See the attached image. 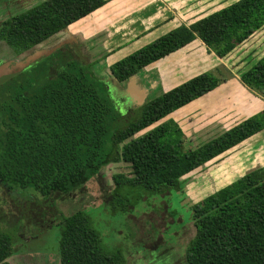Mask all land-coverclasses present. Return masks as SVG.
Wrapping results in <instances>:
<instances>
[{
  "label": "trees",
  "instance_id": "16d2710c",
  "mask_svg": "<svg viewBox=\"0 0 264 264\" xmlns=\"http://www.w3.org/2000/svg\"><path fill=\"white\" fill-rule=\"evenodd\" d=\"M106 3L44 0L3 21L0 42L21 56ZM263 27L264 0H238L168 31L112 64L110 72L118 83H125L197 39L225 58ZM58 52L66 56L59 62L61 70L43 68L40 61L34 64L39 68L35 75L24 70L0 84V189L11 200H24L25 210L42 209L29 225L22 215L10 230L0 228V264H9L7 259L16 252L41 250L31 244L50 229L39 232V218L60 230L55 250L59 264H126L120 251L102 246L87 212L64 216L47 209L81 191L109 164L120 162L129 165L130 176L112 177L115 187L103 205L126 212L152 196L180 193L187 175L264 131V109L195 149L184 148L183 134L172 122L135 137L213 92L219 79L204 72L131 113L124 104L117 112L88 73L93 64H82L66 47ZM240 81L264 98V55ZM102 85L109 94L103 80ZM190 211L195 235L185 249L186 264H264V166L208 195ZM20 227L37 230L32 236L39 238L25 242Z\"/></svg>",
  "mask_w": 264,
  "mask_h": 264
},
{
  "label": "rangeland",
  "instance_id": "374dc122",
  "mask_svg": "<svg viewBox=\"0 0 264 264\" xmlns=\"http://www.w3.org/2000/svg\"><path fill=\"white\" fill-rule=\"evenodd\" d=\"M42 1L0 0V23L10 15L22 13ZM199 1L201 3H198ZM235 1L207 0L209 3L207 4L206 0H198L193 5V12L198 11L194 19L202 18L211 11ZM194 15L191 13V16ZM87 37L92 39L96 36L93 34ZM64 38V35L57 34L18 57L0 42V68L9 61L20 62L32 53L48 50ZM99 38L98 35L96 39L100 40ZM198 42L200 45L193 52L195 57L190 56V51L184 52L181 54L182 63L192 58L193 63L200 64L206 70L205 72L215 74L219 79V86L211 92L212 94L196 100L197 102L180 109L135 137L159 124L172 122L183 134L184 148L195 149L264 109V98L248 89L240 81L241 74L264 55V27L225 58H218L206 47L204 50V45H201V41ZM78 46H67L66 50L89 67L94 62L89 58L86 49ZM59 50L39 64L48 70L54 67L57 71L61 70L59 62L65 61L66 56L63 57ZM98 64L95 62L89 67L88 73L91 72L94 75L93 81L101 88L99 91L103 93L104 98L108 99L111 107L119 112L121 111L117 102L119 94L113 89L109 91V94L105 90L101 79L103 71ZM186 65L183 64L182 67ZM38 70V65H32L25 69V72L33 76ZM186 72L193 74L195 71L184 68L183 73ZM177 79L180 80L181 77L177 75ZM126 110L127 113H131L134 108L127 106ZM263 166L264 131L187 175L184 178L186 181L183 191L180 193L172 191L167 197L152 196L147 200L136 202L133 209L126 212L120 211L118 206L114 210L112 207L103 205L105 198L115 187L112 177L116 174L130 176L129 165L120 162L106 166L81 191L63 197L54 209H47V211L50 210L53 215L58 213L64 216L78 210L87 212L94 228L101 235L102 246L110 251H120L126 258V264H186L185 249L195 235L190 207L246 173ZM23 202L24 200L18 202L11 200L0 189L1 229L10 230L22 215L25 216V224L29 225L30 222L37 220L39 216L36 214L42 209L35 208L34 212L25 210L22 206ZM52 214L48 217H52ZM48 217L46 220L49 219ZM39 220L40 218L38 222ZM26 231L23 229L20 233ZM59 233L58 227H52L40 241L31 245L37 249L43 248L46 252H54L57 249ZM19 248V244L16 243L14 249L18 251ZM7 262L9 264H51L46 257H19L17 252L9 257Z\"/></svg>",
  "mask_w": 264,
  "mask_h": 264
},
{
  "label": "crops",
  "instance_id": "0c3cea01",
  "mask_svg": "<svg viewBox=\"0 0 264 264\" xmlns=\"http://www.w3.org/2000/svg\"><path fill=\"white\" fill-rule=\"evenodd\" d=\"M194 2L198 0H107L103 7L73 23L58 35L65 36L61 42L64 41L66 46L73 43L72 47L79 45L78 47L85 48L91 61L99 63L103 71L101 79L110 90L118 92V104L135 109L206 71L200 64H194L192 58L182 63L181 54L184 52L190 51V56L195 57L194 49L200 45L197 39L183 49L142 69L135 78L125 83H118L110 72L112 64L150 44L168 31L179 25L189 26L201 19H194L198 13L193 12ZM223 8L213 10L211 13ZM191 13L195 15L191 16ZM93 34L96 37L99 35L101 39L98 40L96 37L88 39L87 36ZM201 45L204 44L201 42ZM203 49L205 50V46ZM183 64L187 65L182 67ZM184 68L193 69L195 72L183 73ZM177 75L181 77L180 80L177 79ZM210 94L212 93L207 95Z\"/></svg>",
  "mask_w": 264,
  "mask_h": 264
},
{
  "label": "water",
  "instance_id": "95a60500",
  "mask_svg": "<svg viewBox=\"0 0 264 264\" xmlns=\"http://www.w3.org/2000/svg\"><path fill=\"white\" fill-rule=\"evenodd\" d=\"M65 43L59 44L49 50H43L39 52H35L34 54H30L26 58H24L20 62L16 61H9L5 63L1 68H0V84L4 83L5 81L11 79L12 77L20 74L22 71L27 69L28 67L34 65L35 63H38L42 61L43 59L51 56L54 52L57 50L61 49ZM138 75H134L133 77L129 78L127 81L132 80ZM142 106V105H141Z\"/></svg>",
  "mask_w": 264,
  "mask_h": 264
},
{
  "label": "flooded vegetation",
  "instance_id": "af4514ba",
  "mask_svg": "<svg viewBox=\"0 0 264 264\" xmlns=\"http://www.w3.org/2000/svg\"><path fill=\"white\" fill-rule=\"evenodd\" d=\"M11 16L12 15H10L9 17H11ZM9 17H7V19ZM62 43H65V42L63 41V42H61V44ZM73 45H74L73 43H70V46H73ZM65 47H67L66 44L61 49L65 48ZM40 223H42V221H40ZM44 224L45 225H40L39 226L38 230L41 233L45 232L46 230L48 231V229L52 228V226H51L52 222L44 223ZM20 229H21V232H22L23 231L22 227H20ZM33 234H38L37 230L23 232L22 234H20V239L24 240L25 242H28L30 240H34V239H38L39 238L38 236H32ZM18 256L19 257H39V256H42V257L48 258L50 260L51 264H59V257L56 254V252L55 251L54 252H51V251L46 252L45 249H43V248H41V250L33 251V252H19Z\"/></svg>",
  "mask_w": 264,
  "mask_h": 264
}]
</instances>
